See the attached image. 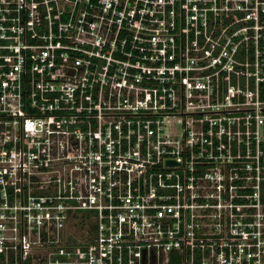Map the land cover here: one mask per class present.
<instances>
[{"label":"built area","instance_id":"1","mask_svg":"<svg viewBox=\"0 0 264 264\" xmlns=\"http://www.w3.org/2000/svg\"><path fill=\"white\" fill-rule=\"evenodd\" d=\"M0 264H264V0H0Z\"/></svg>","mask_w":264,"mask_h":264},{"label":"rangeland","instance_id":"2","mask_svg":"<svg viewBox=\"0 0 264 264\" xmlns=\"http://www.w3.org/2000/svg\"><path fill=\"white\" fill-rule=\"evenodd\" d=\"M74 232L76 233V235H77L78 237H81L82 234H83V231H82V229H81L80 226H77L76 228H74Z\"/></svg>","mask_w":264,"mask_h":264}]
</instances>
